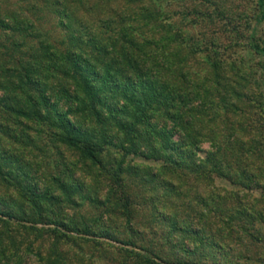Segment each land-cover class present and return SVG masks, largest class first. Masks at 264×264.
I'll use <instances>...</instances> for the list:
<instances>
[{
    "label": "trees",
    "instance_id": "obj_1",
    "mask_svg": "<svg viewBox=\"0 0 264 264\" xmlns=\"http://www.w3.org/2000/svg\"><path fill=\"white\" fill-rule=\"evenodd\" d=\"M256 5L246 44L264 56ZM169 15L0 0V264H223L234 240H261L264 126L228 99L219 53L193 67L199 43Z\"/></svg>",
    "mask_w": 264,
    "mask_h": 264
},
{
    "label": "rangeland",
    "instance_id": "obj_2",
    "mask_svg": "<svg viewBox=\"0 0 264 264\" xmlns=\"http://www.w3.org/2000/svg\"><path fill=\"white\" fill-rule=\"evenodd\" d=\"M159 8L164 9V12L169 11L170 15L165 19L173 26H180L187 31L188 43H199L198 46L192 49L195 51V58L192 53L189 55L190 63L193 67H204V58L206 55H214L219 53L222 56V65L220 74L230 80L233 89L238 91L240 96H232V92H227L229 100H234L241 105L246 111L245 118L251 121V125L258 127V123L264 126V56L256 55L247 49V38L250 29L253 27L258 9L256 0H156ZM225 10L226 14H232L234 18V26L237 27V32L229 33L231 25L228 24L229 18L217 15L215 10ZM235 13V14H234ZM237 13V14H236ZM227 19V20H226ZM159 21L163 22L162 16ZM55 32L60 29L54 28ZM58 31H57V30ZM255 41L260 45H264V20L259 22L254 32ZM194 54V52H193ZM210 71L213 67L208 68ZM257 123V125L255 124ZM260 127V126H259ZM256 130L255 132H258ZM262 140H264V131ZM203 147L208 149V144ZM223 181V180H222ZM228 190L230 187L223 182ZM257 192L264 191L261 188H256ZM261 196L256 192L253 194V203L261 210L264 216V202L261 201ZM81 211L92 212L91 205L84 204ZM264 220V218H263ZM262 233L261 240L242 246L239 240H234L237 245L234 250L225 253V256L220 257V254L215 258L222 259L223 264L228 260L234 259L242 264H264V225H257ZM85 250L89 253L86 245ZM97 253V252H96ZM230 253V254H229ZM214 256V253H212ZM89 255V254H88ZM97 255V254H96ZM210 258H213V257ZM251 256L249 262L243 258ZM243 257V258H242ZM95 264H106L105 260L96 259ZM214 259V258H213Z\"/></svg>",
    "mask_w": 264,
    "mask_h": 264
}]
</instances>
